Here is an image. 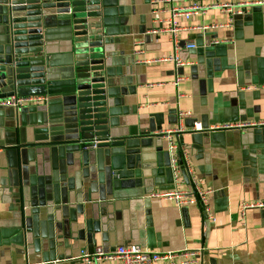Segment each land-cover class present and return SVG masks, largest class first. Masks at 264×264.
I'll use <instances>...</instances> for the list:
<instances>
[{
	"label": "crops",
	"instance_id": "1",
	"mask_svg": "<svg viewBox=\"0 0 264 264\" xmlns=\"http://www.w3.org/2000/svg\"><path fill=\"white\" fill-rule=\"evenodd\" d=\"M95 1L107 83L99 126L115 143L85 146L91 137L70 78L72 34L54 23L52 83L37 94L47 102L0 106V264H80L82 249L131 243L175 254L153 264H182L191 251L198 255L189 264H264V207L239 209L264 202V3L207 30L197 27L228 24V14L174 15L175 51L170 9L190 1ZM174 53L184 65L167 60ZM178 121L177 141L210 190L214 221L196 205L152 196L171 188L160 132ZM197 122L203 132L192 130Z\"/></svg>",
	"mask_w": 264,
	"mask_h": 264
},
{
	"label": "water",
	"instance_id": "2",
	"mask_svg": "<svg viewBox=\"0 0 264 264\" xmlns=\"http://www.w3.org/2000/svg\"><path fill=\"white\" fill-rule=\"evenodd\" d=\"M5 4L0 24V98L47 92L52 83L47 58L49 29L59 22L72 34L69 52L75 72L70 78L82 120L81 129L91 137L90 141L84 140L85 146L96 147L99 141L114 144L115 140L99 126L107 83L102 43L105 34L96 25L100 18L96 1L6 0Z\"/></svg>",
	"mask_w": 264,
	"mask_h": 264
},
{
	"label": "built area",
	"instance_id": "3",
	"mask_svg": "<svg viewBox=\"0 0 264 264\" xmlns=\"http://www.w3.org/2000/svg\"><path fill=\"white\" fill-rule=\"evenodd\" d=\"M190 1L185 6L171 7V26L168 31L172 34L171 40L173 42L174 50L176 51L179 47V41L176 37L177 26L172 20L174 15H183L188 18L191 15L202 14L209 9H218L228 14V24H208L197 27L198 29L207 30L210 28L222 27L224 25H230L233 16L241 15L246 12V8L254 4H262L264 0L255 1H240V2H225L223 0H213L206 4H199L196 0ZM158 10L154 9L153 12ZM141 43V40H137L135 44ZM214 43H217L215 40ZM186 49H192L195 47L194 42H188L184 45ZM174 62L175 66L184 65L185 62L180 60L174 53L173 56L167 58ZM181 79L177 76L176 81ZM47 97L42 95H27V96H11L7 98H0V106H12L18 107L23 104H39L46 103ZM184 113H178V120L181 121ZM178 121V125L175 128H171L165 131H161L160 135L167 141V152L169 160V170L171 173V188L165 191L153 193L152 196L157 197L161 200L172 201L177 206L185 205H196L198 206L206 219L214 221L215 216L211 212L208 195L210 190L204 186L202 180L197 179L193 176V169L188 158L186 151L181 149L179 142L177 141L179 135L183 132V128ZM245 124H239L238 126H244ZM230 124H223L222 128L230 127ZM217 128V127H216ZM202 128L199 122L194 123L192 130L198 131ZM209 129H213L210 127ZM184 172L188 178V183L181 176ZM250 207H264V202L257 203H245L242 202L239 209L241 214H244V210ZM190 254L193 256L189 259L182 260V264H189L196 262L198 252L191 251ZM175 256L172 252H151L139 244L131 243L127 245H118L112 250H105L102 245H96L91 251L85 249L80 250V264H153L160 260H171Z\"/></svg>",
	"mask_w": 264,
	"mask_h": 264
}]
</instances>
